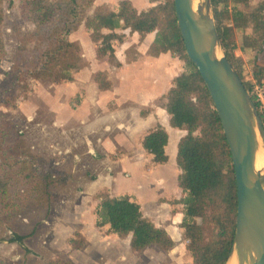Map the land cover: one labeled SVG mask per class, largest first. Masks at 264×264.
Returning a JSON list of instances; mask_svg holds the SVG:
<instances>
[{
    "label": "trees",
    "instance_id": "1",
    "mask_svg": "<svg viewBox=\"0 0 264 264\" xmlns=\"http://www.w3.org/2000/svg\"><path fill=\"white\" fill-rule=\"evenodd\" d=\"M12 7L14 0H0V49H3L1 24L5 18L3 2ZM96 0H19L21 17L34 23L25 34L18 33L19 44L13 53L12 68L0 84V105L15 106L26 98L36 79L56 83L74 80V71L84 62L82 48L70 35L81 24L96 43V56L107 58L116 67L122 62L116 54V41L128 33H138V41L126 48V61L142 56L139 45L150 33L155 38L147 53L160 56L170 53L185 57L183 69L173 77L172 85L162 95L170 124L186 131L178 142L177 162L181 168L179 198L168 199L182 204L179 226L190 254L183 264H225L237 220V185L231 150L213 98L204 79L186 52L176 15L175 0H150L146 9H138L132 0H119L113 9ZM93 7L92 12L89 9ZM217 27L226 54L241 77L264 122V66L257 58L264 50V0H213ZM230 18L225 22L222 16ZM15 31V29H14ZM238 52L254 57L251 68L237 61ZM250 69V70H249ZM94 80L103 90L112 79L106 70L95 72ZM260 89L262 94L257 92ZM169 133L156 124L141 138V144L153 164L169 160L166 152ZM73 174L56 175L41 152L10 122H0V222L11 211L24 205L50 206L54 191L66 185ZM97 225H108L110 233L130 235L131 248L141 252L155 245L168 251L175 241L167 230L143 215L141 205L131 194L112 195L105 187L96 193ZM175 206V210H176ZM72 246L83 249L86 236L76 230ZM19 239H23L19 235ZM0 264H9L0 257ZM43 264H74L66 253L45 257ZM161 264H167L162 262Z\"/></svg>",
    "mask_w": 264,
    "mask_h": 264
},
{
    "label": "rangeland",
    "instance_id": "2",
    "mask_svg": "<svg viewBox=\"0 0 264 264\" xmlns=\"http://www.w3.org/2000/svg\"><path fill=\"white\" fill-rule=\"evenodd\" d=\"M14 1L12 7L8 6L7 1L3 2L5 18L1 29L4 46L0 49V84L12 68L13 53L19 44L18 33L25 34L34 27V23L21 17L19 0ZM118 1L96 0L95 4L106 2L116 9ZM132 1L139 9H146L152 5L150 0ZM92 10L93 7L89 12ZM229 18L225 15L219 20L226 22ZM126 32L128 33L126 39L115 43L118 58L125 61L126 48L137 39L136 35L129 33V29H126ZM70 38L79 41L84 57L82 67L74 71L76 78L63 83H56L51 79H36L29 95L19 99L15 106L9 102L0 105V122L14 124L32 143L34 150L41 152L48 160L51 170L56 175L70 172L73 179L55 189L50 206L24 205L18 211H11L1 220L0 255L9 264H43L47 255L59 252L68 254L74 264H103L108 261L112 264H148L160 261L167 264H183L190 261L181 227L173 223L161 224L154 218L152 219L156 225L164 226L177 241L168 251L151 245L145 252H134L126 241L128 236H120L122 239L116 243L118 235L110 233L108 225L98 226L96 223L99 200L94 192V189L106 183H110L106 185H110L112 191H109L112 195L126 193L134 195L131 191H138L137 182L147 178L145 163L151 161V156L140 141L157 121L161 122L169 133L166 145L169 160L152 165L158 174L161 170L165 177L169 176L172 181L176 168L181 171L177 162L178 142L181 132L186 131L170 124L168 119L170 115L164 108L163 91L154 96L148 87H155V83L149 85L151 79L148 77L155 79L154 73L161 75L163 80L167 79L168 89L172 85L173 77L183 69L185 57H175L170 53L157 57L148 54L147 48L155 38V33H150L139 45L143 56L134 67L140 68L129 73L123 80L119 71L107 58H97L96 43L90 39L84 24H81ZM253 60L252 55L238 52L237 61L246 63L248 68H251ZM130 63L133 64L129 62L128 65ZM146 63H150L151 67ZM257 63L264 66V50L259 54ZM99 69H106L116 81L113 85L114 90H118L123 98L120 104L115 99L109 100L112 98L111 91L97 89L94 75ZM162 108L168 118H165ZM150 113H154L158 120H154V115L146 117ZM119 122L126 125H120ZM121 140L124 141L123 145L133 143L138 152L133 149L132 153H128L125 147L123 149L119 145ZM141 152L144 154L141 155ZM129 157L132 160L131 171L128 169V172H125L124 162ZM99 172L105 173V179L101 177V180H96ZM174 183L177 190L173 193L181 192L179 194L181 196L182 188L178 178ZM169 189L170 187L167 188ZM140 191L145 190L140 188ZM156 193L154 191L151 194L150 202H153L155 209L160 212L159 216L166 217L165 222H169L172 218L167 219L169 212L167 207L158 204L153 198ZM171 197H174V194ZM144 207H148L145 208V211H148L151 206L147 204ZM178 210H182L181 203L178 204ZM181 215L183 216V212ZM181 215L179 218L182 219ZM76 230L82 233L84 231L87 235L83 233L87 238L83 249L74 248L70 242V237L76 236ZM16 232L27 234L23 243L6 239L8 235ZM122 254H125L126 260L121 258Z\"/></svg>",
    "mask_w": 264,
    "mask_h": 264
},
{
    "label": "water",
    "instance_id": "3",
    "mask_svg": "<svg viewBox=\"0 0 264 264\" xmlns=\"http://www.w3.org/2000/svg\"><path fill=\"white\" fill-rule=\"evenodd\" d=\"M175 8L186 52L210 91L234 164L237 220L225 264H264L263 119L226 54L213 0H175Z\"/></svg>",
    "mask_w": 264,
    "mask_h": 264
},
{
    "label": "crops",
    "instance_id": "4",
    "mask_svg": "<svg viewBox=\"0 0 264 264\" xmlns=\"http://www.w3.org/2000/svg\"><path fill=\"white\" fill-rule=\"evenodd\" d=\"M255 2V1H254ZM134 3V2H133ZM150 4H152V3H150ZM135 5V4H134ZM136 6V5H135ZM137 7V6H136ZM138 8V7H137ZM139 9V8H138ZM75 32V31H74ZM133 35H136L137 36V39H138V37H139V35H138V33H132ZM91 39V38H90ZM136 39V41L135 42H137L138 40ZM78 41V40H77ZM79 42V41H78ZM135 42H133V43H135ZM132 43V44H133ZM82 48V47H81ZM140 49V48H139ZM96 50V49H95ZM141 51V50H140ZM142 52V51H141ZM242 54H243V52H241ZM245 54H247V55H249L248 53H245ZM143 56V55H142ZM142 56L138 59V60H135V61H132V63L133 64H131L130 63V65H128L129 64V62H126L125 61V59L124 60H121V59H119L121 62H122V66L121 67H116V66H114L113 64V66L114 67H116V70H118L119 71V74H120V76H121V78L124 80V79H126V76L128 77V75H129V73H131L132 71H134V70H137L138 68H140V66H135V67H137V68H135L134 67V65H137V63H139V61H140V59L142 58ZM126 57V56H125ZM108 60V59H107ZM150 63H152V62H150ZM150 63H146V64H148V67H151L150 66ZM146 64H144V65H146ZM143 65V66H144ZM128 66H132L131 68H128ZM147 66V65H146ZM100 70V69H99ZM103 70H106V69H103ZM129 70V72H126V71H128ZM142 71L143 70H141L140 72L142 73ZM108 72V71H107ZM108 74H109V77L112 79V77L110 76V73L108 72ZM136 74L137 75H139L137 72H136ZM134 75H135V73H134ZM154 75H155V79H152V78H150V77H148L149 79H151L150 81H151V84H149V85H153L154 83H155V87H148V89L150 90V92L155 96L156 95V93H160L161 91H163L162 93L164 94L168 89H169V87L171 86H169L168 87V89H166L167 87L166 86H168L167 84H166V82H167V79L166 80H163L162 79V77H160L159 76V74H156V73H154ZM119 76V77H120ZM144 76H147V75H144ZM135 77H137L138 78V76H135ZM76 77L74 76V79H75ZM127 80H129L128 78H127ZM126 80V81H127ZM112 81H113V85H114V82L116 83V81L114 80V79H112ZM97 84V83H96ZM168 84H169V81H168ZM112 85V87L110 88V89H107L108 91H111L112 93H111V99H109V100H113V99H115L116 100V102L118 103V104H120V101H122L123 102V98H121V96H120V93L118 92V90L116 91V90H114L115 89V86H113ZM97 89L99 90L100 88L98 87V85H97ZM100 90H103V89H100ZM162 94V95H163ZM76 95H77V93H76ZM74 97V96H73ZM108 100V101H109ZM119 106V105H118ZM127 109H128V106L126 107ZM165 108V107H164ZM162 111H163V113H164V116H165V118H168L167 116H166V112L163 110V108H162ZM167 111V110H166ZM151 115H154V120H158L157 118H155V114L154 113H150V114H148L146 117H149V116H151ZM153 117V116H152ZM159 119H160V117H159ZM169 122H170V116H169ZM161 124V122H159V121H157V124ZM119 124L120 125H126V123H122V122H119ZM162 125V124H161ZM164 126V125H163ZM186 132H181V136L182 135H184ZM114 143H116L115 141H113ZM141 142V141H140ZM113 143V145H116V144H114ZM123 143H124V141L123 140H121V142H119V145L124 149V147H125V149L128 151V153H132L133 152V149H135L137 152H138V148L136 147V146H134L133 145V143H131V144H129V142L128 143H126V144H124L123 145ZM140 149H142L141 147H140ZM142 151V150H141ZM140 152V151H139ZM144 154V152H141V155H143ZM168 154V153H167ZM132 157V156H131ZM131 157H129V158H127L126 159V162H124V167H125V172H128V169L130 170V164L132 163V160H131ZM148 163H150L151 165L153 164L151 161L149 162H146L145 163V174H146V179H143L142 178V180L141 181H138L137 182V192L134 190V192H132L131 191V193H134V195H135V198L137 199V201L140 203V205H141V210H142V213H143V211H145V208H148V207H144V206H146L147 204H150V206L151 207H149L150 209L148 210V211H145V214L143 213V215L144 216H146V217H149L152 221H154L152 218H154L155 220H159V222L162 224H166V225H168V224H175V225H179V223L181 222V218H179L180 216L179 215H181L182 214V210L181 211H179L178 210V205L176 206V205H174V204H172L171 202H169L168 201V199H171V198H179L180 196H179V194L181 193V192H179V193H173V191L175 190H177V187L175 186V181L177 180V176H179V173L181 172L178 168H176V171H175V173H174V175H173V181H172V179L169 177V176H166L165 177V175L163 174V171H161L160 170V174H158L156 171H155V169H154V165H156V164H154V165H152V166H150ZM131 171V170H130ZM132 173V172H131ZM119 174H121V173H119ZM97 175H98V177H97V179L96 180H101V177H104V179H105V173H101V172H99V173H97ZM132 176V175H131ZM130 179H132L131 177H130ZM109 181V180H108ZM106 184H110V183H106ZM106 184H103V186L102 187H100V188H97V189H94L95 191V196H96V193L100 190V189H102V188H105V187H107V188H109V190H111V187H110V185H106ZM115 185H116V183H114ZM168 187H170V189L169 190H167V188ZM140 188L141 189H143V190H145V191H140ZM136 189V188H135ZM112 191V190H111ZM154 191H156L157 193L155 194V196L153 197L154 199H156V202L158 203V204H162V205H164L165 207H167V210L169 211L168 212V220H170L171 218H172V220H170L169 222H165L166 221V217H161V216H159V213L160 212H158L156 209H155V206H154V204H153V202L151 203L150 202V199L152 198L151 197V194L154 192ZM130 194V193H129ZM172 194H174V197H171V195ZM113 195H116V194H113ZM134 195L132 194V196L134 197ZM175 206H176V210H175ZM152 217H151V216ZM182 216V215H181ZM182 218H183V216H182ZM165 222V223H164ZM155 223V222H154ZM156 224V223H155ZM158 226H162V225H158ZM162 227H164V226H162ZM165 228V227H164ZM166 229V228H165ZM182 229V228H181ZM167 230V229H166ZM81 232V231H80ZM167 232H168V230H167ZM83 233H85L84 231H83ZM169 233V232H168ZM183 233V230L181 231V234ZM115 234H117V233H115ZM170 234V233H169ZM85 235H86V233H85ZM118 235V234H117ZM183 235V234H182ZM87 236V235H86ZM129 238L127 239V238H125V239H127L126 241H127V243L129 242V245H130V248H131V240H130V235L128 236ZM172 237V236H171ZM179 237L181 238V235L179 234ZM119 239H122L119 235L118 236H116V243H119L120 242V240ZM174 241H175V245H176V243H177V241L175 240V239H173ZM179 242V241H178ZM152 246H154V245H152ZM147 248V247H146ZM146 248L143 250L144 252L146 251ZM132 249V248H131ZM173 249H175V248H173ZM134 253V252H133ZM121 258L122 259H124V260H126V256H125V254H122L121 255ZM137 261V260H136ZM138 262V261H137ZM162 262L160 261V262H149L148 264H161ZM103 264H112V263H110V261H108V262H106V263H103Z\"/></svg>",
    "mask_w": 264,
    "mask_h": 264
},
{
    "label": "flooded vegetation",
    "instance_id": "5",
    "mask_svg": "<svg viewBox=\"0 0 264 264\" xmlns=\"http://www.w3.org/2000/svg\"><path fill=\"white\" fill-rule=\"evenodd\" d=\"M19 235H22L23 236V239H19ZM27 234H23V233H18L16 232L15 234H11V235H8L6 239H9L10 241H18L20 243H23L25 240H26V236ZM27 248V247H25ZM52 255V254H51ZM49 256V255H47ZM1 258H4L3 256L0 255ZM5 259V258H4ZM6 260V259H5Z\"/></svg>",
    "mask_w": 264,
    "mask_h": 264
},
{
    "label": "built area",
    "instance_id": "6",
    "mask_svg": "<svg viewBox=\"0 0 264 264\" xmlns=\"http://www.w3.org/2000/svg\"><path fill=\"white\" fill-rule=\"evenodd\" d=\"M257 92H258V93H260V94H262V92H261V90H260V89H257Z\"/></svg>",
    "mask_w": 264,
    "mask_h": 264
},
{
    "label": "bare ground",
    "instance_id": "7",
    "mask_svg": "<svg viewBox=\"0 0 264 264\" xmlns=\"http://www.w3.org/2000/svg\"><path fill=\"white\" fill-rule=\"evenodd\" d=\"M206 26L209 27V23L208 22L206 23Z\"/></svg>",
    "mask_w": 264,
    "mask_h": 264
}]
</instances>
